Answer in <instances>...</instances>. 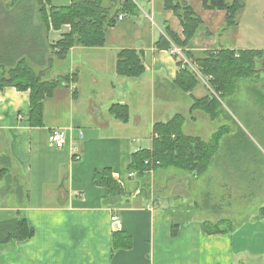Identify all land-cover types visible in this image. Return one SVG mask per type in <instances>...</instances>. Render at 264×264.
<instances>
[{"label": "crops", "instance_id": "1", "mask_svg": "<svg viewBox=\"0 0 264 264\" xmlns=\"http://www.w3.org/2000/svg\"><path fill=\"white\" fill-rule=\"evenodd\" d=\"M132 1L137 12L122 13L103 46L77 45L59 59L53 45L71 27L53 26L50 5L68 6L72 0H44L47 23L36 0H0V75L24 59L48 80L75 76L45 96L42 125L28 121L30 89L0 87V221L26 217L34 228L26 240L0 243V264H264L261 180L250 215L195 216L190 206L168 203L165 191L155 197L130 172L132 154L152 148L156 122L190 112L194 98L208 95L199 83L189 92L176 83L181 68L190 66L179 46H157L162 36L172 41L167 28L185 38L175 12L164 0ZM188 2L202 20L190 47L194 59L207 51L264 49V0H243L233 26L227 25L226 9ZM112 3L104 0L105 6ZM123 49L141 53V75L116 72ZM115 103L129 107L127 122L112 114ZM146 121L150 143L141 146ZM60 129L66 132L62 148L50 142ZM105 168L122 183L124 195L112 196L108 186L94 183L95 173ZM255 176L264 177V170L256 169ZM183 181L172 186L175 192L183 194ZM224 220L233 225L228 232L205 231V222Z\"/></svg>", "mask_w": 264, "mask_h": 264}, {"label": "trees", "instance_id": "2", "mask_svg": "<svg viewBox=\"0 0 264 264\" xmlns=\"http://www.w3.org/2000/svg\"><path fill=\"white\" fill-rule=\"evenodd\" d=\"M42 10L43 19L47 23L44 0H36ZM110 6H105L104 0H72L68 6L50 5V14L53 26L59 29L63 24H69L70 32L65 33L54 45V53L59 59H65L72 47L103 46L106 43L108 28L113 26L122 13L137 12V6L132 0H111ZM13 3L16 0L12 1ZM206 8L226 9L227 25L236 24V13L243 6V0H204ZM164 7L171 9L179 17L184 28V39L168 28L166 32L171 42L162 36L157 42L159 48L171 49L173 44L182 49L185 58L196 61L199 74L190 66L181 68L176 83L185 92L191 91L200 82V75L208 78L212 89L222 95H232L236 92L239 79L258 80L264 78V49L207 51L203 57L195 58L190 47L200 27L201 18L196 14L188 0H164ZM261 62V67L259 64ZM182 63L179 61V64ZM145 71V65L140 52L134 49H123L118 52L116 72L122 76L136 77ZM75 81L71 74L61 75L56 79H45L41 72L35 71L24 59L13 65L7 74L0 75V87L12 85L20 90L30 89V115L28 121L31 125L43 124V101L46 95L65 83ZM219 100L208 94L205 97L194 98L190 113L201 110L211 118L218 116ZM112 114L119 120L127 122L130 117L129 107L125 104L115 103L110 108ZM185 117L177 113L168 121H159L154 124V139L151 149L135 151L131 157L129 170L136 175L143 185L150 186L148 182L149 171L154 169L176 168L187 173L201 176L209 169L219 142L224 134L223 130L215 132L209 140L199 136L187 134L184 125ZM4 167V174L7 173ZM143 179H146L144 184ZM96 185L108 186L112 196L124 195V187L110 168L94 175ZM224 223L205 222L207 233L228 232L232 228L223 227ZM179 223H174V229ZM232 226V225H230ZM34 233V228L28 223L26 217L0 221V243L12 239L26 240ZM121 248V245H116Z\"/></svg>", "mask_w": 264, "mask_h": 264}, {"label": "rangeland", "instance_id": "3", "mask_svg": "<svg viewBox=\"0 0 264 264\" xmlns=\"http://www.w3.org/2000/svg\"><path fill=\"white\" fill-rule=\"evenodd\" d=\"M8 2L11 3L12 0ZM262 77L263 75L258 80L239 79L234 94L222 95L210 87L208 78L200 75L198 86L206 89L208 94L219 100V114L211 118L201 110L181 113L186 120L184 129L187 134L199 136L204 140H209L215 132L223 130L218 151L207 172L198 177H195L194 173L176 168L149 171L150 186H144L149 188L155 197L156 192L160 191L161 194L165 191L162 196L168 203L172 205L177 202L181 208L190 206L192 215L195 216H205L209 213L223 217L232 213L251 214L257 200L258 193H253L256 191V186L261 183L263 189L260 192H264V177L255 176L256 169L264 170V78ZM204 81L206 85L203 84ZM188 98L192 101L191 97ZM147 122L141 125L146 138L141 146L150 143L151 123ZM179 179L186 180L180 182L183 184L180 187L183 189V194L175 192L172 187ZM258 180L261 182L258 183ZM143 181L147 184L146 179ZM190 184L192 189H189ZM185 191L187 195H184ZM224 222L226 221L216 223ZM230 225L232 224H222L223 227L232 228L233 225Z\"/></svg>", "mask_w": 264, "mask_h": 264}, {"label": "built area", "instance_id": "4", "mask_svg": "<svg viewBox=\"0 0 264 264\" xmlns=\"http://www.w3.org/2000/svg\"><path fill=\"white\" fill-rule=\"evenodd\" d=\"M123 18V14L119 15V19ZM172 52L175 54H181V51L178 48H173ZM185 63L190 64V67L199 74L198 66L188 62V59H185ZM50 142L53 143L56 147L62 148L66 144V132L62 129L55 130L50 135ZM116 216L112 217V220H116Z\"/></svg>", "mask_w": 264, "mask_h": 264}]
</instances>
